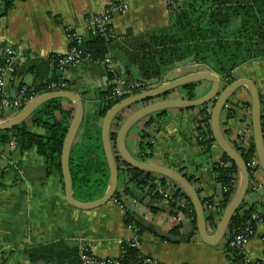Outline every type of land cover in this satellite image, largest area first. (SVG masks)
I'll list each match as a JSON object with an SVG mask.
<instances>
[{
    "label": "crops",
    "instance_id": "1",
    "mask_svg": "<svg viewBox=\"0 0 264 264\" xmlns=\"http://www.w3.org/2000/svg\"><path fill=\"white\" fill-rule=\"evenodd\" d=\"M5 3H9L10 7L2 13ZM111 4L126 5L127 8L112 18L111 31L116 38L110 43L109 54L123 78L138 80L135 56L139 45L149 35L167 30L170 26L167 0H0V47L11 46L24 58L12 68L24 69L22 67L28 59L37 61L33 70L22 71L17 77L12 78L10 70L5 82V96L14 97L20 85L40 86L41 90V84L56 76L50 59L68 50L66 29H77L86 35L84 19L101 13ZM196 72L203 71L186 61L169 71L162 82L153 84V87ZM63 78L68 86L67 92L82 101L84 116L92 111L99 95L110 86V76L96 62L68 68ZM232 78L233 82L239 79L252 81L260 97H264L263 58L238 66L232 72ZM189 84H194L196 98L204 96L212 88L208 81ZM186 96L187 89L180 88L171 93L169 99H187ZM250 103L248 89L243 87L224 106V109L234 113L230 119H225L224 113H221L223 122L220 130L230 145L237 142L239 130L244 127L251 129ZM143 107L140 104L125 111L123 122ZM198 112V108L164 111L157 122L159 129L153 138L151 155L143 162L165 166L192 178L198 195L209 199L218 196L219 186L215 182L212 166L221 161L222 152L216 146L206 148L195 141ZM11 116V112H6L3 119ZM26 121L29 123V119ZM143 123L131 128L123 143L124 151L137 160H140L139 130ZM34 132L43 133L38 129ZM250 136L249 141H252V131ZM126 169L120 164L117 192L121 203L112 199L99 208L81 210L66 202L61 173L48 171L46 160L34 148L24 153L17 146L3 149L0 153V264H33L26 256L27 252L39 250L43 256L45 248H53L52 253L58 252L55 263L48 256H43L46 262L37 256V263L34 264H75L74 259L83 245H89L97 258L116 260L121 256L122 243L136 235L134 229L124 222L126 213L132 222L142 228L138 235V251L143 257L154 258L161 264L230 262L232 256L224 250L228 230L216 245L202 242L196 224L194 229L185 212H174L166 200L152 194L148 188L138 189L130 184ZM255 182L261 183L262 189L257 190L253 186ZM239 184L238 177L233 198ZM126 189L128 193H125ZM243 202L246 208H253L251 218L257 223L242 253L251 261H260L264 256V219L260 221L264 217V172L259 167L250 180V189ZM205 216H213L212 222L206 220L207 232L212 236L221 214L213 209L206 210ZM143 221L169 234L175 230L177 235H171L181 240L170 242L159 238L141 225Z\"/></svg>",
    "mask_w": 264,
    "mask_h": 264
},
{
    "label": "trees",
    "instance_id": "2",
    "mask_svg": "<svg viewBox=\"0 0 264 264\" xmlns=\"http://www.w3.org/2000/svg\"><path fill=\"white\" fill-rule=\"evenodd\" d=\"M9 7V3H5L2 13H5ZM170 17V26L167 30L149 35L139 45L135 58L140 78L138 80L127 79L128 81L158 85L169 71L186 61H190L218 75L223 83L222 86L225 87L233 82L232 72L238 66L257 58H264V0H180L178 10L171 12ZM110 43L107 45L105 40L99 36H88L82 48L92 55L93 61L100 60L109 54ZM36 62L34 59H28L24 63L25 66L22 67L24 69L12 68L11 77H17L22 71L33 70ZM22 86L24 85H20L19 88ZM4 88L0 97H6ZM27 88L30 89L31 87ZM184 88L187 89V99H196L194 84H187ZM34 89L38 93L41 92L40 86ZM137 93L140 92L137 91L134 94ZM126 97L128 96H112L109 86L106 91L99 95L92 111L84 116L76 141L71 145L69 152L72 190L76 201L82 203L95 201L103 195L108 186L109 170L102 148L101 123L106 112ZM213 103L198 108V116L195 119L194 139L199 145L206 148L211 147L214 143L210 132ZM142 105L146 104L142 103ZM260 109L264 141L263 96L260 97ZM73 112V105L66 99H51L38 105L29 116V123L25 121L11 130L0 131V153L3 149L11 146H17L21 153L34 148L36 153L46 160L48 171L56 170L61 173V150ZM163 113L164 111L154 113L142 120L144 123L139 130L138 156L140 161L148 160L151 155L153 138L159 129L157 122ZM222 113H224L225 119L234 117V113L226 108H223ZM4 116L5 113H0V120ZM122 122V114L117 115L110 127V143L113 148H115L117 137L116 129ZM222 122L223 118L220 116V125ZM34 129L41 130L43 133L38 134L34 132ZM231 146L245 164L251 158L257 159L253 141H250L245 147L240 146L237 142L232 143ZM12 167L14 166H10V168ZM126 168L128 182L138 189L146 187L149 192L163 199L162 196L155 193L156 187L159 185L171 188L176 199L185 200L187 208L181 212L187 214L195 229L196 223L192 205L185 193L176 184L156 174ZM212 172L216 184L222 188V191L219 196L209 199L199 197L204 212L208 206H213L214 210L219 211L222 216L236 191L239 173L236 165L224 154H222L221 161L212 166ZM249 175L251 179V174ZM186 179L191 184L196 183L192 178L186 177ZM125 193H128L127 189ZM197 193L199 192L197 191ZM215 198H219L216 205L213 204ZM113 200L121 203V196L118 192L115 193ZM168 203L176 212L178 209L176 205ZM252 214L253 208H246L243 202L228 225V240L241 233L245 228L255 230L257 221H252ZM263 219L264 217L260 221ZM206 220L212 222L213 216L206 217ZM124 222L134 229L137 236L142 231L141 226L132 222L127 213ZM171 234L177 235L175 230ZM52 249L45 248L43 256H48L54 262L58 252L52 253ZM121 249L120 259L114 260L116 264H142L141 261L144 257L139 253L138 248L132 247L128 241H124ZM227 252L232 256L230 260L232 264L243 263V254L236 250ZM40 253L39 250H32L27 252L26 256L31 263H37L35 262V259L36 261L38 259L35 258L37 256H41L46 262L47 259L43 258ZM74 262L75 264H82L79 255L74 259ZM260 262L264 264V256Z\"/></svg>",
    "mask_w": 264,
    "mask_h": 264
},
{
    "label": "water",
    "instance_id": "3",
    "mask_svg": "<svg viewBox=\"0 0 264 264\" xmlns=\"http://www.w3.org/2000/svg\"><path fill=\"white\" fill-rule=\"evenodd\" d=\"M208 81L212 84L211 90L202 97L189 100V99H169V96L174 91L184 88L190 82ZM247 88L251 98V131L252 141L255 147V153L259 168L264 172V141L261 125V109H260V95L254 83L250 80L239 79L231 84L223 87L220 78L209 72H196L170 82L164 83L153 89L141 92L139 94L122 99L114 106H112L105 114L101 123V141L105 157V161L109 170L108 186L103 195L92 202L82 203L76 201L73 197L72 179L69 168V152L71 145L76 141V136L79 132L81 124L84 119V106L78 96L71 92L59 91L43 93L34 98L31 102L25 105L15 115L0 120V131L11 130L20 123L29 119L31 112L40 104L51 99H66L73 103L74 112L73 117L68 127L66 136L63 141L61 150V175L65 188L66 202L81 210H91L99 208L111 201L117 192L118 173L120 164L128 168L137 169L145 173H152L171 180L176 184L189 199L195 217L196 229L202 242L209 245L218 244L225 232L228 230V225L231 218L242 205L246 194L250 189V175L246 164L234 150V148L226 141L220 130V116L224 106L228 103L230 97L240 88ZM185 89V88H184ZM168 98V99H166ZM213 103L210 116V132L213 141L220 149L222 154L232 161L238 169L239 187L235 197L231 200L229 205L223 211L218 225L216 226L215 233L209 236L206 227V216L204 208L200 201V197L194 186L188 182L186 177L170 168L160 166L154 163L143 162L129 156L123 147L125 136L147 116L163 112L171 109H194L200 108L208 103ZM146 104L143 108L134 112L129 116L120 126L117 132L115 148L110 143V127L113 123L115 116L120 115L130 110L133 106L139 104ZM141 225L152 234L159 238L170 242H179L181 238L175 237L169 233L163 232L152 224L143 221Z\"/></svg>",
    "mask_w": 264,
    "mask_h": 264
},
{
    "label": "built area",
    "instance_id": "4",
    "mask_svg": "<svg viewBox=\"0 0 264 264\" xmlns=\"http://www.w3.org/2000/svg\"><path fill=\"white\" fill-rule=\"evenodd\" d=\"M180 5V0H167V9L169 13L178 10ZM126 5H116L111 4L105 10L98 14L88 15L84 19V33H82L73 28L66 29V36L68 39L69 47L66 53L63 55H55L50 59V62L56 72V76L49 79L48 81L41 84V92L35 91L34 88L28 89L25 86L18 88L17 93L14 97H0V113L11 112L12 116L19 112L25 105L31 102L41 93L49 92H59L67 91L68 86L63 78V73L68 68H75L81 66L85 63L96 62L103 66L107 74L110 76V87L111 95L115 97L123 96H133L134 93L144 92L153 89V84H145L142 82H131L123 79L122 75L119 73L114 59L110 54L105 55L102 59H97L93 61V57L89 52H86L82 45L85 41V36H99L103 38L108 45L112 40H114L115 34L111 31V23L114 14L126 10ZM23 57L20 53L13 50L11 46L0 47V93L5 87V82L9 78V72L15 64H19L23 61ZM264 59V58H263ZM196 69L201 71H206V69L200 65L195 64ZM220 78V77H219ZM155 85V84H154ZM139 94V93H137ZM127 98V97H126ZM223 117V114H221ZM251 129L244 127L238 132L237 143L240 146H245L250 143ZM215 147V143H212ZM247 169L251 177L255 174L258 166L256 158H251V160L246 164ZM251 180V179H250ZM257 190L262 189V184L255 182L253 185ZM155 193L162 196L164 200L176 205L177 213H181V210L187 208V203L183 199H176L174 197L171 188H165L163 186L156 187ZM222 188L219 187L218 196ZM219 198L213 200V204L216 205ZM116 202V201H115ZM117 203V202H116ZM122 207V206H120ZM213 206H208L207 210H213ZM252 228H245L241 233L235 235L233 238L229 239L224 246L225 252L229 250H236L242 253V248L246 243L247 239L252 235ZM132 247L138 248L139 246V236L134 235L131 240L128 241ZM264 245V242H263ZM122 250V249H121ZM122 253V251H121ZM228 253V252H227ZM121 257V256H120ZM120 257L118 259H120ZM79 258L82 264H116L114 260L100 259L95 257L90 249L89 245H83L79 250ZM142 264H161L157 260L151 257H144L141 261ZM228 264H232L229 262ZM242 264H262L260 261H251L243 255Z\"/></svg>",
    "mask_w": 264,
    "mask_h": 264
},
{
    "label": "rangeland",
    "instance_id": "5",
    "mask_svg": "<svg viewBox=\"0 0 264 264\" xmlns=\"http://www.w3.org/2000/svg\"><path fill=\"white\" fill-rule=\"evenodd\" d=\"M220 82H221V85H222L223 83H222V81H221V80H220ZM2 120H3V119H2Z\"/></svg>",
    "mask_w": 264,
    "mask_h": 264
}]
</instances>
